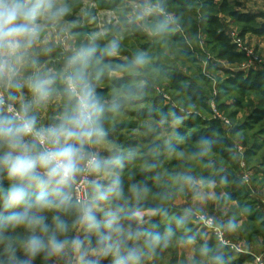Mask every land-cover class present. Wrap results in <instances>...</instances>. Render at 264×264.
Instances as JSON below:
<instances>
[{
  "label": "rangeland",
  "instance_id": "374dc122",
  "mask_svg": "<svg viewBox=\"0 0 264 264\" xmlns=\"http://www.w3.org/2000/svg\"><path fill=\"white\" fill-rule=\"evenodd\" d=\"M189 1L180 7L159 0H52L34 21L35 37L0 55V94L22 118L34 117L38 131L57 128L47 126L61 105L52 76L58 77L56 85L71 83L80 99L91 93L98 133L85 139L81 167L91 156L99 162L85 205H75L70 192L68 210L32 209L47 218L48 232L8 221L0 230V264H93L102 258L116 264L133 250L138 259L129 264H264V256L254 259L247 252L264 245L263 123L250 122L255 98L241 95L225 72L264 73V38H240L239 27L220 16L226 34L247 54L241 64L219 61L205 44L206 0ZM238 2L239 13H264L262 0ZM93 40L113 50L112 61L97 63L75 80L72 65ZM37 85L42 91L31 104L30 93L22 90H38ZM5 111L0 107V114ZM214 121L231 145L230 160L209 142L185 141ZM24 143L26 149L34 144L26 137ZM85 210L98 226L89 227ZM122 214L144 230L129 226ZM56 216L64 230L56 229ZM92 229L106 246L87 242ZM34 234L55 238L63 247L49 245L51 257L30 253L27 241Z\"/></svg>",
  "mask_w": 264,
  "mask_h": 264
},
{
  "label": "clouds",
  "instance_id": "9594fccd",
  "mask_svg": "<svg viewBox=\"0 0 264 264\" xmlns=\"http://www.w3.org/2000/svg\"><path fill=\"white\" fill-rule=\"evenodd\" d=\"M51 6L52 0H0V55L5 50H17L25 40L30 42L36 35L34 21L42 11ZM2 70L3 64H0V71ZM37 89L42 91V85H37ZM94 108L91 93L85 91L78 114L68 116L60 126L47 133L36 129L34 117L23 118L18 123L8 117H0V144L9 149L0 157V169H6L10 177L19 181L5 193L4 206H23L21 211L13 212L7 217L9 221L25 225L33 231L38 228L42 232H48L50 226L46 222L47 218L36 214L32 209L42 212L54 205L70 204V188L77 174L84 171L81 167V162L86 158L83 143L86 138L90 139L98 133V129L93 127ZM28 135L47 136L53 146L39 150L33 144L31 149H26L24 137ZM87 164L91 168L99 167L94 156L88 158ZM27 187H34L35 193L30 195ZM83 219L89 222V227L98 226L90 210H85ZM53 222L58 230L66 228L59 216L54 217ZM107 226L111 227L112 222L109 221ZM49 245L59 250L63 247V242L55 238L45 240L34 234L27 241V250L35 254ZM137 259L133 250L126 257H119L116 264H129Z\"/></svg>",
  "mask_w": 264,
  "mask_h": 264
},
{
  "label": "trees",
  "instance_id": "16d2710c",
  "mask_svg": "<svg viewBox=\"0 0 264 264\" xmlns=\"http://www.w3.org/2000/svg\"><path fill=\"white\" fill-rule=\"evenodd\" d=\"M159 1L165 2L168 5H177L180 7H185L190 4L189 0ZM238 7H240L238 0H206L205 5H203L201 9L204 14L202 19L203 34L205 36V44L208 47L210 54L215 59L231 66L245 62L246 55L238 52L237 47L231 43L230 38L224 31L220 16L223 15L229 17L239 27L240 38H243L246 35L264 38V13L242 14L234 10ZM258 20H261V22ZM180 46L184 49H189L188 44L182 40L180 41ZM112 52L113 50L106 47L104 41L93 40L86 52L72 65L74 79L78 80L85 70L93 68L97 63L102 65L109 64L112 61V58L110 57ZM225 72L230 75L229 82L235 85L241 95L252 94L254 96L256 107L253 114L250 116V122L253 124L263 123L262 130L264 134V73L256 70H249L246 73L243 71L234 72L230 70ZM57 78V76L51 77L53 81L52 86L55 87L60 97L61 105L55 112V119H50L47 122L48 127L60 126L68 116L76 115L80 110L78 100L67 91V87L64 85H56ZM173 82H177V79H174ZM187 90V93L190 94V96L196 92L195 88H187ZM0 117H8L12 119L5 113L0 114ZM164 118L168 119L169 117ZM99 122L102 123L104 121L100 119ZM218 126L219 125L216 121L207 123L205 124V127L199 128L197 132L186 137L185 141L187 144H203L209 142L210 147L214 152L219 153L224 159L230 160L228 149L231 148V145L226 139L221 137L222 131ZM8 150L9 149L6 145L0 144V157L5 155ZM0 178L4 180L0 183V230H2L9 221L7 217L14 212L13 209L5 208L4 195L14 184L19 183V181L17 178L10 177L6 169H0ZM27 191L30 195H33L36 189L34 187H27ZM68 206L69 204L60 205L59 207L63 210H68ZM120 218L126 221L129 226L137 228L140 231L144 230L143 227L139 225L138 220L130 215L122 214ZM91 232L93 233L87 235V242L94 245H107L106 242L100 243L97 238L93 237L94 233L99 232L97 229H92ZM53 253L54 251L51 247H46L43 250L36 252V254L41 257H51ZM105 262V258H102V262L98 261L93 264H105ZM4 264L19 263L14 260H9L5 261Z\"/></svg>",
  "mask_w": 264,
  "mask_h": 264
},
{
  "label": "built area",
  "instance_id": "2783aa9c",
  "mask_svg": "<svg viewBox=\"0 0 264 264\" xmlns=\"http://www.w3.org/2000/svg\"><path fill=\"white\" fill-rule=\"evenodd\" d=\"M229 37V36H228ZM231 40V43L237 47V51L241 52L243 54H247V50L244 49L237 38L229 37ZM68 92H70L79 102L81 99L78 97L76 93V88L69 83L67 85ZM0 107L2 109H6V114H8L12 119H14L17 123L20 122L23 118L22 116L16 111L13 107H7V105L4 102V99L2 95L0 94ZM43 133L42 131H40ZM32 143L38 147L39 150H43L49 147V141L47 136L43 137H36L33 135L26 136ZM97 160V159H96ZM84 171L82 172V175L80 178H75V182L71 186V197L75 205L83 206L86 204L88 197H89V188L91 186V180L93 179V174L95 168H91L88 166L87 161L84 164L83 167ZM257 262H260L259 259H256ZM257 264V263H256ZM261 264V263H258Z\"/></svg>",
  "mask_w": 264,
  "mask_h": 264
},
{
  "label": "crops",
  "instance_id": "0c3cea01",
  "mask_svg": "<svg viewBox=\"0 0 264 264\" xmlns=\"http://www.w3.org/2000/svg\"><path fill=\"white\" fill-rule=\"evenodd\" d=\"M23 91V92H22ZM21 92L24 94V95H26V93H30V95H29V103H33V104H37V99H38V97H40V95H39V90H36V89H24V90H22ZM20 92V90H18L17 91V93H19ZM248 252V255H250V256H254V259L256 258V257H258L260 254L262 255V256H264V245L263 246H258L257 245V247H252V248H250L249 249V251H247ZM259 254V255H258Z\"/></svg>",
  "mask_w": 264,
  "mask_h": 264
}]
</instances>
